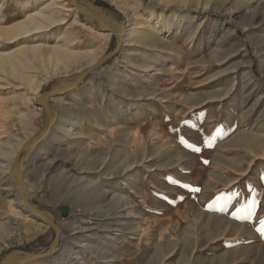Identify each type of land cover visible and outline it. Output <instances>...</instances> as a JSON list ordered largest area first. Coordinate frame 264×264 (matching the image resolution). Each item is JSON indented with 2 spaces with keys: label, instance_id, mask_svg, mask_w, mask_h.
<instances>
[{
  "label": "rangeland",
  "instance_id": "rangeland-1",
  "mask_svg": "<svg viewBox=\"0 0 264 264\" xmlns=\"http://www.w3.org/2000/svg\"><path fill=\"white\" fill-rule=\"evenodd\" d=\"M87 1L113 16L127 37L135 11L145 18L147 8L160 9L155 0ZM177 1L163 11L180 13ZM19 2L0 0V51L7 53L0 56V161L20 147L6 176L0 172V264L50 257L57 264H264L257 231L264 144L253 136H264V0H236L186 18L154 51L126 45L115 31L98 36L105 21L81 10L78 21L71 16L62 26L72 39L69 54L45 37L37 49L22 34L13 38L41 8ZM143 153L148 157L135 164L134 177L141 185L125 192L128 209L111 211L108 204L105 215L79 205L82 190L73 178L101 177L105 186L110 175L125 181L112 172ZM253 201L255 215L235 218L246 217ZM136 226L141 239L130 240ZM95 231L110 237L112 257L90 254L88 239L79 240Z\"/></svg>",
  "mask_w": 264,
  "mask_h": 264
},
{
  "label": "bare ground",
  "instance_id": "bare-ground-1",
  "mask_svg": "<svg viewBox=\"0 0 264 264\" xmlns=\"http://www.w3.org/2000/svg\"><path fill=\"white\" fill-rule=\"evenodd\" d=\"M4 1H6V0H4ZM15 1L19 2V0H15ZM170 1L171 0H155V5H157V7H159L162 10H160V9L153 10V8L149 7V8H147L148 16L147 17L145 16V18L144 17L142 18V14H139L140 11H135L132 14V18H133V21L135 22V25L132 27L133 31L130 34L131 37H127V34L125 33V31L123 29L116 28L114 18H112L113 16L110 17L105 12H103L101 10H96L87 0H74L69 5L65 4L64 0H50V1H47V0H20V2H19L21 4L20 6H25L27 10H28V7L30 5H34V3L41 4V8H39L36 11L34 10L35 12L33 14H29L27 16L29 18L27 24L24 27H21L12 36H13V38H15V37L21 36V34H22L23 38H25V37L29 38L30 43H31L29 45V47L32 49H37V48L41 47L42 44L37 43L38 42L37 40L38 39L40 40V39L45 37L44 39L49 40V41L52 40L54 42L53 44L50 45V47L53 50H56V51L60 52L61 54H64V53L69 54L70 46L72 45V39L70 36H67V35L65 36V32H62L63 31L62 26L67 24V22L70 19L69 17H71V16H74L73 21H72L73 23L78 21V20H76L77 14L79 13V11L84 10L89 14L90 19H92L93 21H99V20L105 21L104 30H100V29L95 30V33L98 36H100L102 38H109L113 34V32L115 31L118 34L120 39L127 42L126 45L134 42L137 44L138 47H147V48H150L152 51H154V50L158 49L160 46L164 47L165 45L168 44V42H170L169 41L170 38L168 39V36H166L164 33L172 31L173 28H176V29L179 28L182 25V23L185 21L186 18H191L190 20H195L197 17V14L198 15L203 14L206 16V15H208V13L210 11H214V12L221 11L228 4H230L236 0H189V1L186 0L185 3H181V2H184L185 0H179L175 3L177 5V10H180V13L173 12L171 14H166L165 11H163V10H165L164 8L166 6L171 4ZM186 3H188V4H186ZM27 10H25V11H27ZM201 25L203 26L202 23L200 25L198 24L196 28L199 29V27H201ZM185 27L187 28V25H185ZM89 28L92 29L91 26H89ZM0 31L5 33V30L3 31L2 28H0ZM9 31H11V30H9ZM1 32H0V37L4 36V35H2ZM194 33H195V31H193V30H191L190 33L188 32V34H190V36H192V37H193ZM5 38H8V37L6 36ZM188 38H189V36H188ZM29 39H28V41H29ZM44 39H42V40H44ZM140 52H138V53H140ZM124 53H126V52H124ZM5 54H7V53L0 51L1 57H3ZM141 54H143V53H141ZM153 54H154V52H153ZM153 54L152 55L150 54L151 55L150 57L154 59L155 57ZM145 55H147V54H145ZM75 58H76V56H75ZM95 61H96V58H94L90 62L89 65H93L95 63ZM263 64H264V62H263ZM144 67H147V65H145ZM82 75H83V73H81L79 76H77L74 80L75 81L78 80ZM72 83H74V82H72ZM69 85H72V84H69ZM36 90L37 89H35V91ZM163 98H164L163 96L159 97L160 100H162ZM47 103H49L48 100H47ZM139 113L143 114L142 112H139ZM113 119H119V115H115V116L111 117L110 120H113ZM58 125L61 128L65 125V123H63V121H61ZM59 127L57 128V130L59 129ZM262 128H264V126ZM57 130L51 134V138H54V135L57 133ZM70 130H72V129L70 128ZM258 132L259 131L256 130L255 133H257V134H253V136L256 138V140H255L256 142L255 141H253V142L257 143L258 145L259 144L262 145V144H264V136L259 135ZM68 133H69V131H68ZM66 134H67V131L64 130L63 135H66ZM250 140H252V139H250ZM53 141H55V140H53ZM243 142L241 141L240 143H243ZM248 144H251V143H248ZM253 146L255 147L256 145H253ZM19 148L15 149L13 152H11L12 158L9 160V162H5L4 160L0 161V172H2L3 176H6V173H8L9 168L13 165L12 159L19 152V150H20ZM147 157L148 156L146 155V153H143L141 155V158L139 161H136V162H133L130 164L121 165V167H119L117 171L115 170L112 172V174L115 173L117 175L121 174L122 176H125V181L124 180H118L115 178V176L110 175L108 182H107V185L105 186L101 177H98V178L89 177L88 179L82 178L81 181H78L76 178L75 179L73 178V181L75 183H79L77 187H80V189L82 190L80 202L78 201L80 203L79 205L82 208L92 209L94 213H97L99 211L101 212V210H103L102 212H105L104 206H107L108 204L110 205L109 209L111 211L122 212L123 209H128V207L130 206V199H129L130 197L129 196L131 194L127 195V193H125L126 190L133 191V189L137 185H141L140 183L138 184V182H136V178H134L135 174L137 173V171L135 170L136 169L135 164L138 162H145ZM141 164H143V163H141ZM109 169H110V167H109ZM143 182H144V180H143ZM110 185H113L114 188L110 189L109 188ZM109 193L110 194L112 193V197L110 199L107 198ZM20 196H22V195H20ZM106 211H107V209H106ZM261 211H263V210H261ZM106 214L107 213L105 212V215ZM36 215L39 217L41 216L45 221H49L48 215L43 213V212L38 211V213ZM258 215H259V213H257V216ZM263 216H261V214H260L258 219L261 220ZM121 220L122 219L119 218V221H121ZM256 224H257V222H256ZM141 228H140V226L135 227V229L133 230L134 232L132 231L134 236H132L130 240L139 239L141 237V236L139 238L137 237ZM83 229H85V232H87V230H88L87 227H84ZM90 229L91 228H89V230ZM87 239H88V241H86ZM99 239H105L104 243L105 242L106 243L104 245L99 246L98 242H97ZM79 240L82 242L86 241V247L90 248V250H91L90 254H92L93 250H95V251H98L100 254H102L103 258L112 257V254L109 253L110 250L108 247V243H110V237L108 235H106L105 233L103 234V233L97 232V231L93 232L92 234L84 233L79 238ZM106 250H107V252H105ZM88 256H89V254H86L84 256V258L85 259L87 258V260L91 259V257H88ZM43 262H45L47 264H57V261L54 257H50V258H47L45 260H38L36 262H30L28 264H40ZM81 264H89V263L84 261Z\"/></svg>",
  "mask_w": 264,
  "mask_h": 264
},
{
  "label": "snow or ice",
  "instance_id": "snow-or-ice-1",
  "mask_svg": "<svg viewBox=\"0 0 264 264\" xmlns=\"http://www.w3.org/2000/svg\"><path fill=\"white\" fill-rule=\"evenodd\" d=\"M181 143H184V144L187 145V141H185L183 138H181ZM187 146L192 147V150L193 151H199V149L195 148L194 146H191V145H187ZM184 187H189V186L184 185ZM192 191H199V189L193 188ZM256 206H257V202L256 201H253L252 209L246 210L247 211V216L246 217H241L239 215H236L235 218H237V219L250 218L251 216L255 215V208H256ZM240 211H242V210H240V209L237 210L238 213ZM259 223H260V227L257 229V231H259L262 235H264V219H261L259 221Z\"/></svg>",
  "mask_w": 264,
  "mask_h": 264
}]
</instances>
